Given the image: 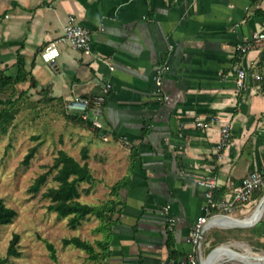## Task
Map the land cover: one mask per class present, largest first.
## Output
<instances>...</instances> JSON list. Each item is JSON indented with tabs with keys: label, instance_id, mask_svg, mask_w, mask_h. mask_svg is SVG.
Returning a JSON list of instances; mask_svg holds the SVG:
<instances>
[{
	"label": "crops",
	"instance_id": "1",
	"mask_svg": "<svg viewBox=\"0 0 264 264\" xmlns=\"http://www.w3.org/2000/svg\"><path fill=\"white\" fill-rule=\"evenodd\" d=\"M72 15L92 31L93 53L61 43L59 58L45 62L42 50ZM263 27L264 0H0V67L16 70L21 61L29 80L19 85L33 79L31 89L67 103L110 85L104 108L89 117L102 123L94 127L100 146L92 158L104 175L93 172L88 195L95 184L110 190L124 184L104 199H115L119 211L109 253L97 264H178L194 252L191 232L205 213L200 181L215 177V197L229 199L243 177L264 172V78H251L243 89L235 83L237 64L264 76V45L236 60L237 43ZM164 65L168 99L156 93V70ZM198 119L209 126H198ZM226 122L232 136L219 148ZM263 195L264 185L229 217L249 216ZM232 224L206 225L199 264L212 245L264 251V212L243 226L249 238H236L242 225ZM229 258L218 255L212 264H254Z\"/></svg>",
	"mask_w": 264,
	"mask_h": 264
},
{
	"label": "rangeland",
	"instance_id": "2",
	"mask_svg": "<svg viewBox=\"0 0 264 264\" xmlns=\"http://www.w3.org/2000/svg\"><path fill=\"white\" fill-rule=\"evenodd\" d=\"M27 87L18 84L15 90L10 87L7 91L14 92L17 98L19 92ZM2 107L0 103V109ZM15 108L18 110L8 132L0 134V197L7 206L17 211L12 222L0 226V264H97L88 258L86 251L73 244L65 245L63 240L80 236L94 242L101 237L95 230L98 219H84L77 228H72L69 217L59 218L48 207L50 199L43 196L50 187L57 185L53 178L56 169H51L60 149L83 161L82 149L86 146L92 158L93 151L100 146L94 125L87 126L79 119H74L72 114L75 113L69 110L66 101L56 99V96L43 90L29 89L18 100ZM34 147H37L36 151L27 161V155ZM91 164L96 176L104 175L98 157L92 158ZM45 172H49L47 181L39 191H32L31 186L35 180ZM95 186L93 195H88L84 191L88 184L80 185L82 202L100 204L108 198L110 187ZM239 227L236 238L243 240L251 237L244 234V230L250 227ZM15 233L20 235L18 248L21 255L8 257L10 242ZM252 237L255 238V235ZM48 243L54 245L57 260L53 258ZM217 246L207 248L204 257L207 258ZM247 249L251 250L250 247ZM236 250L247 253L243 245H239ZM252 251L264 254L262 250ZM234 261L242 263L236 258Z\"/></svg>",
	"mask_w": 264,
	"mask_h": 264
},
{
	"label": "trees",
	"instance_id": "3",
	"mask_svg": "<svg viewBox=\"0 0 264 264\" xmlns=\"http://www.w3.org/2000/svg\"><path fill=\"white\" fill-rule=\"evenodd\" d=\"M29 80L21 61L18 62L16 70L10 69L6 71L0 67V103L3 107L0 109V134H6L13 122L17 110L15 108L18 100L23 97L26 92L35 87L36 82L31 79L30 86L19 92L15 98V93L10 90V87L18 86L19 83ZM74 119H79L85 125H93L90 119H85L81 114H72ZM37 147L27 155V161L34 155ZM88 147L82 149V160L80 161L66 150L60 149L55 158L51 170L56 169L54 180L56 186L50 187L44 192L43 196L50 199L49 209L55 211L59 218L69 217L72 228H77L84 219L95 216L100 220V224L96 231L102 232L103 237L96 238L95 241L82 239L80 236H72L64 238V244H73L88 253V258L97 263H101L109 253L108 236L112 230V225L115 222L114 214L119 211V203L115 199H107L100 204L85 203L80 200L82 190L80 185L88 183L90 186L84 188L86 193L91 190V185L95 183V176L88 162L89 159ZM49 172L42 173L31 186V190L37 192L41 186L47 181ZM124 182H117L112 186L111 193L116 194L123 187ZM17 211L6 205L3 198L0 197V226L13 221ZM169 231V230H168ZM20 235L15 233L11 239L8 249V257L20 256L21 252L18 248ZM52 256L57 260V254L52 243H48ZM7 259V258H6Z\"/></svg>",
	"mask_w": 264,
	"mask_h": 264
},
{
	"label": "built area",
	"instance_id": "4",
	"mask_svg": "<svg viewBox=\"0 0 264 264\" xmlns=\"http://www.w3.org/2000/svg\"><path fill=\"white\" fill-rule=\"evenodd\" d=\"M65 43L71 47L85 53H93V35L92 31L81 24L75 16H70L68 22L64 26L63 33L55 40L48 43L41 52L42 59L47 63H54L60 56V44ZM264 45V27L255 32L251 37L238 42L236 49L240 56L236 58L240 62L241 55L247 53L249 50L258 48ZM164 65L156 70L155 79L157 84L156 93L160 95L161 99H168V95L163 93V75L167 70ZM255 78L262 80L264 76L260 73L251 74L247 69L237 64L235 68V83L239 89L246 88L250 79ZM110 85L104 88L102 94L94 98L86 96H76L67 103L69 110L73 113L81 114L85 119H89L91 112L100 111L104 108L106 95L109 91ZM94 127H101L102 123L98 119H92ZM196 124L200 127L207 128L209 122L198 119ZM232 136L230 123L226 122L222 126V138L219 142V148L226 146ZM200 184L206 187L205 197L206 204L204 206L205 213L200 215L195 222L194 228L191 232V241L194 245V252L191 253L185 260L178 262V264H199L196 252H198L202 245V238L205 232L206 225L212 221L223 216H230L239 205L250 201L254 191L264 185V172L253 171L247 176L243 177L237 184L232 187V197L229 199H217L214 195V190L217 188L218 181L215 177L204 178ZM170 210V205H165L163 213L166 214L168 222L173 224V217L167 215ZM171 224V225H172ZM172 227V226H171Z\"/></svg>",
	"mask_w": 264,
	"mask_h": 264
},
{
	"label": "bare ground",
	"instance_id": "5",
	"mask_svg": "<svg viewBox=\"0 0 264 264\" xmlns=\"http://www.w3.org/2000/svg\"><path fill=\"white\" fill-rule=\"evenodd\" d=\"M252 212H253L252 215H250L248 218L245 217V219L235 220L238 218L223 217V219L218 218V219L214 220L213 222L224 224V225H228V224L233 223L232 225L236 224V225H242V226L253 224L258 218H260L263 215L264 208L259 207L257 204V206L254 208V210ZM228 219H233V220H228ZM218 255L227 256L230 258H236V259H239L242 261H247V262H252V263H258V264L263 263L264 264V254L253 252L249 249L247 250V253H242V252L236 253L233 250H231L230 247L223 246V247H220L215 252L214 258ZM205 264H208V262H205Z\"/></svg>",
	"mask_w": 264,
	"mask_h": 264
},
{
	"label": "water",
	"instance_id": "6",
	"mask_svg": "<svg viewBox=\"0 0 264 264\" xmlns=\"http://www.w3.org/2000/svg\"><path fill=\"white\" fill-rule=\"evenodd\" d=\"M258 206L259 207H261V208H264V195H263V197L260 199V201H259V203H258ZM226 218H231V217H229V216H225ZM260 218H258L256 221H258ZM255 221V222H256ZM254 222V223H255ZM245 225V224H244ZM249 225H252V224H249ZM220 247H222V246H220ZM220 247H217V248H215V249H213L210 253H209V255L207 256V258L205 259V262H208V264H212V261H213V258H214V254H215V252L220 248ZM231 250H233L234 252H236V253H240L239 251H237V250H235V249H233V248H230ZM205 262L203 263V264H205ZM254 264H258V263H254ZM263 264V263H262Z\"/></svg>",
	"mask_w": 264,
	"mask_h": 264
}]
</instances>
